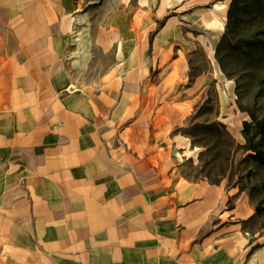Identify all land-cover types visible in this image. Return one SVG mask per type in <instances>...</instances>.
I'll return each instance as SVG.
<instances>
[{
	"label": "crops",
	"instance_id": "crops-1",
	"mask_svg": "<svg viewBox=\"0 0 264 264\" xmlns=\"http://www.w3.org/2000/svg\"><path fill=\"white\" fill-rule=\"evenodd\" d=\"M57 14L53 0H0V179L13 176L0 206L33 221L37 251L53 264H229L226 235L243 219L242 206L228 207L235 189L165 185L163 165L152 166L143 148L127 154L141 158L135 165H116L115 133L131 130L125 136L137 143L148 123L141 115L121 121L124 108L93 115L97 102L63 97Z\"/></svg>",
	"mask_w": 264,
	"mask_h": 264
},
{
	"label": "rangeland",
	"instance_id": "rangeland-1",
	"mask_svg": "<svg viewBox=\"0 0 264 264\" xmlns=\"http://www.w3.org/2000/svg\"><path fill=\"white\" fill-rule=\"evenodd\" d=\"M224 2L225 25L220 37L232 0H183L171 7H163L162 0H53L61 21L63 97L77 94L78 99L89 100V107L97 102L99 107L95 105L93 115L107 118L116 112L119 116L120 108H124L121 121L141 115L148 123L144 130L136 132L140 135L137 143L125 136L133 133L131 130L121 137L115 130V144L109 149L116 165H135L141 158L127 154L143 148L150 152L146 159L152 166L163 165L160 176L165 185L174 180H200L198 156L203 149L191 146L190 136L205 142L212 133L194 130L196 126L219 122L228 132L227 127L235 125L241 134L242 122L250 121L249 113L264 118V76L256 87L237 91L234 81L222 74L215 59L220 37L214 44L213 61L198 40V36L211 31L205 23L212 17L213 5ZM244 2L235 0L230 22ZM101 134L107 139L114 132ZM181 137L188 138L189 148L197 150L179 157L177 153L184 151L177 147L184 143ZM115 147L117 150H113ZM244 157L240 155L237 161ZM244 165L250 168L252 161ZM1 168L0 165V178L5 172ZM146 174L148 180L157 179L153 171ZM260 175L261 172L251 182ZM4 177L7 180L0 179V193L5 190L2 186L8 188L13 183L8 170ZM221 184L226 187L227 181ZM16 185L21 188L24 182L20 180ZM231 189L235 191L228 199V207L242 206L243 219L226 235L229 264H247L255 252L264 257V216H253L247 190L228 188ZM7 199L17 201V194H9ZM21 209L27 211V206ZM6 210L7 206H0V264H53L37 251L40 248L33 221L14 219L18 214L11 215Z\"/></svg>",
	"mask_w": 264,
	"mask_h": 264
},
{
	"label": "trees",
	"instance_id": "trees-1",
	"mask_svg": "<svg viewBox=\"0 0 264 264\" xmlns=\"http://www.w3.org/2000/svg\"><path fill=\"white\" fill-rule=\"evenodd\" d=\"M235 0L231 2L228 22L215 47V59L222 74L233 80L237 91L248 90L262 82L264 76V0H245L230 22ZM250 121L242 122L244 143H238L219 122L196 126L194 130L212 133L211 138L198 141L190 136L191 146L203 150L198 156L200 180L226 188L247 190L254 207V217L264 216V118L249 113ZM245 155L237 161L239 156ZM249 160L252 166L244 165ZM261 172L256 182L252 178Z\"/></svg>",
	"mask_w": 264,
	"mask_h": 264
},
{
	"label": "bare ground",
	"instance_id": "bare-ground-1",
	"mask_svg": "<svg viewBox=\"0 0 264 264\" xmlns=\"http://www.w3.org/2000/svg\"><path fill=\"white\" fill-rule=\"evenodd\" d=\"M145 2V0H141ZM183 0H162V6L171 7L174 2H181ZM226 3H217L212 7V17L209 21L205 23L206 28H209L211 31H207L201 36H198V40L201 42L202 45L205 46L208 57L213 61V48L214 44L220 37L221 32L224 30V21H225V10H226ZM196 28V27H195ZM229 132L232 134L233 137L240 139L243 141L241 134L239 133L238 128L235 125H230L227 127ZM184 143L179 144L177 147L179 149H184L182 154L177 153L179 157L181 156H189V154L193 153L197 148H189L190 142L188 138L181 137ZM263 255L255 252L252 255V260L249 264H261L263 261Z\"/></svg>",
	"mask_w": 264,
	"mask_h": 264
},
{
	"label": "water",
	"instance_id": "water-1",
	"mask_svg": "<svg viewBox=\"0 0 264 264\" xmlns=\"http://www.w3.org/2000/svg\"><path fill=\"white\" fill-rule=\"evenodd\" d=\"M241 137H242V135H241ZM243 138V137H242Z\"/></svg>",
	"mask_w": 264,
	"mask_h": 264
}]
</instances>
